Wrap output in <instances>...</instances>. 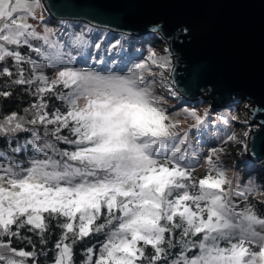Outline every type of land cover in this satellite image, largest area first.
<instances>
[{
	"label": "snow or ice",
	"instance_id": "6c2138e0",
	"mask_svg": "<svg viewBox=\"0 0 264 264\" xmlns=\"http://www.w3.org/2000/svg\"><path fill=\"white\" fill-rule=\"evenodd\" d=\"M42 8V0H0V62L11 58L13 83L35 85L37 97L25 115L0 118V134L31 131L40 154L27 166L0 163V264H29L28 258L37 256L7 239L20 236L13 226L28 227L47 244L51 220L62 221L52 264H74V246L97 233L105 239L99 249L86 248L82 264H162L177 244L181 250L170 264H264V216L236 203L234 197L245 193L221 167L225 149L208 150L206 173L199 178L195 166L183 163L179 146L161 152L167 141L181 136L180 121L147 77L153 65L170 68L169 56L150 52L124 73L78 68L69 56L50 78L44 72L49 57L31 43L50 45L47 32L41 35L29 22ZM24 45L45 62L22 55L17 49ZM23 63L30 65L28 76ZM0 76L12 77L13 71L2 67ZM49 95L66 108L49 111ZM185 115L198 127L208 113L186 109ZM37 125L44 126L43 137ZM48 126L54 141L47 138ZM64 129L74 138L62 135ZM187 134L186 129L180 144ZM59 141L74 147L60 150Z\"/></svg>",
	"mask_w": 264,
	"mask_h": 264
},
{
	"label": "water",
	"instance_id": "95a60500",
	"mask_svg": "<svg viewBox=\"0 0 264 264\" xmlns=\"http://www.w3.org/2000/svg\"><path fill=\"white\" fill-rule=\"evenodd\" d=\"M52 20L140 36L158 32L175 89L214 105L253 104L248 151L264 165V0H42ZM162 22V27L160 23ZM187 28L188 32H183Z\"/></svg>",
	"mask_w": 264,
	"mask_h": 264
},
{
	"label": "rangeland",
	"instance_id": "374dc122",
	"mask_svg": "<svg viewBox=\"0 0 264 264\" xmlns=\"http://www.w3.org/2000/svg\"><path fill=\"white\" fill-rule=\"evenodd\" d=\"M29 22L41 35L47 32L49 36L51 46L44 44L43 40H33L31 43L33 47L42 48L45 56L49 57L47 61L49 67L45 68L44 72L50 77L56 72V65L67 62L69 56L72 58L73 65L78 68H96L98 71L111 70L121 73L127 72L134 64L145 60L150 52L155 51L159 56H169L170 68L153 65L151 74L147 77L154 93L163 97V105L168 113L180 121L178 131L181 136L167 141L166 145L161 148V152L170 154L174 146H179L183 163L195 166L194 175L199 178L206 173V167L203 166L204 155L210 148L223 147L225 151L221 153V167L226 169L229 177L234 179L237 191L245 193L243 196L234 197L236 203L240 208L251 205L258 214L264 216V165L245 150L246 147L248 149V136L252 127L255 126L250 123L249 117L253 108L250 101L230 98L227 99L229 102L224 105H214L211 101L205 102L203 98L191 100L179 94L171 77L173 56L166 40L161 39L158 32L129 36L125 33L91 26L80 20H52L44 6L37 10L36 18H30ZM73 24L75 26H72ZM66 25L71 27L65 29ZM78 26L82 29L77 32L74 27ZM21 48L17 50L21 51ZM28 50L21 54L31 57L38 63L45 62L44 57L39 53L30 48ZM12 66L16 72L15 62ZM23 68L25 76H28L30 65L23 63ZM186 109H195L201 115L207 112L208 115L203 124L192 127L195 122L185 115ZM36 127L43 129L45 133L44 126L37 125ZM52 128L53 126H48L49 134ZM186 129L188 130L187 137L185 142L180 144L179 140L184 138L183 133ZM65 131V134H61L74 138L67 129ZM232 134H235L236 139L229 141L227 137ZM33 138L28 142H22L19 149L26 148L27 144L34 148L31 143ZM73 147L72 145L68 150ZM34 152L37 156L40 155L35 148ZM3 159H11V157L0 151V163L5 165L11 163ZM16 165L23 166L22 164Z\"/></svg>",
	"mask_w": 264,
	"mask_h": 264
},
{
	"label": "trees",
	"instance_id": "16d2710c",
	"mask_svg": "<svg viewBox=\"0 0 264 264\" xmlns=\"http://www.w3.org/2000/svg\"><path fill=\"white\" fill-rule=\"evenodd\" d=\"M77 25V24H76ZM72 26H75L73 24ZM71 26H65V29L70 28ZM74 29L78 32L81 31V27H74ZM28 47L22 46L21 52H28ZM13 60L9 58L7 62H0V68L8 67L13 71L12 77L0 76V92L8 91L11 92L10 96L4 97L0 96V118L8 115L12 112H18L20 115H25L24 109L29 108L31 104L37 101V97L32 93L35 90V86L32 85H18L13 83L15 79H17L16 72L13 68ZM50 77V76H49ZM51 78V77H50ZM66 92V89H63ZM46 102L48 103L49 111H55L57 108L62 111L66 108L65 102L61 101L55 96H47L45 97ZM29 118H31L29 116ZM28 128H32L33 126L27 125ZM36 127V126H35ZM41 135H44L43 129L36 127ZM62 133L65 134V129L62 130ZM69 135V134H67ZM33 137L31 131H19L15 133H11L8 135L0 134V151L5 152L8 156L10 155L11 159H3V161H9L13 164H22L25 166L28 164V161L34 158L36 153L34 152V148L29 144H27L26 148H20V151H15V149L19 148L22 142L30 141ZM48 139L54 141L55 137L49 136ZM30 143V142H29ZM57 147L61 149H69L72 147L70 144H66L65 142H58L56 144ZM27 166V165H26ZM62 221L51 220L50 229L46 233L47 244L40 243V236L37 232L29 231L28 227L22 229H16V226H13L14 230H18L20 232V236L17 237H8L7 239L12 240L13 245L15 247L23 248L26 251L37 252V256L35 258H28L29 263L32 264H52L54 259L56 250L55 243L60 237L61 229L59 227V223ZM179 231V230H177ZM23 237L31 238L32 243H29ZM105 239L104 233L93 234L90 237H86L84 240L79 241L74 246V264H82V262L86 258V248L95 247L99 249L101 242ZM178 239V237H177ZM33 244H35V249H33ZM181 250L179 244L176 247L170 249V255L167 258L166 262H162V264H170V261L176 257V254Z\"/></svg>",
	"mask_w": 264,
	"mask_h": 264
},
{
	"label": "clouds",
	"instance_id": "9594fccd",
	"mask_svg": "<svg viewBox=\"0 0 264 264\" xmlns=\"http://www.w3.org/2000/svg\"><path fill=\"white\" fill-rule=\"evenodd\" d=\"M159 26L162 27V22L160 23ZM182 29H186V30H187L186 32H188V29H187V28H182ZM186 32H185V33H186Z\"/></svg>",
	"mask_w": 264,
	"mask_h": 264
},
{
	"label": "bare ground",
	"instance_id": "6f19581e",
	"mask_svg": "<svg viewBox=\"0 0 264 264\" xmlns=\"http://www.w3.org/2000/svg\"><path fill=\"white\" fill-rule=\"evenodd\" d=\"M248 145V144H247ZM246 151H248L247 147L245 148Z\"/></svg>",
	"mask_w": 264,
	"mask_h": 264
}]
</instances>
